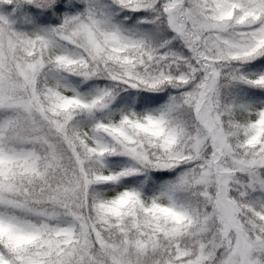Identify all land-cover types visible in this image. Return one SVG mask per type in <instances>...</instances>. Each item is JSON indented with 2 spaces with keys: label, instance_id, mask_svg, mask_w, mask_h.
Returning a JSON list of instances; mask_svg holds the SVG:
<instances>
[{
  "label": "snow or ice",
  "instance_id": "obj_1",
  "mask_svg": "<svg viewBox=\"0 0 264 264\" xmlns=\"http://www.w3.org/2000/svg\"><path fill=\"white\" fill-rule=\"evenodd\" d=\"M0 264H264V0H0Z\"/></svg>",
  "mask_w": 264,
  "mask_h": 264
}]
</instances>
